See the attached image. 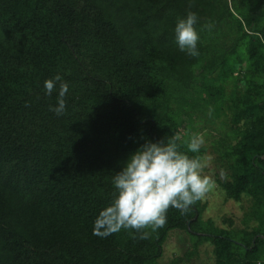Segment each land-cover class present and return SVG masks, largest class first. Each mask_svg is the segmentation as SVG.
I'll return each mask as SVG.
<instances>
[{"label": "trees", "instance_id": "obj_1", "mask_svg": "<svg viewBox=\"0 0 264 264\" xmlns=\"http://www.w3.org/2000/svg\"><path fill=\"white\" fill-rule=\"evenodd\" d=\"M189 11L198 57L176 42ZM56 75L69 86L60 116L58 85L44 87ZM201 114L229 118L211 147L230 171L225 201L250 206L241 226L204 222L201 200L169 208L148 239L95 235L115 173L145 142L207 154L187 149ZM175 230L194 245L171 264L205 242L214 264H264V0H0V264H159Z\"/></svg>", "mask_w": 264, "mask_h": 264}, {"label": "clouds", "instance_id": "obj_2", "mask_svg": "<svg viewBox=\"0 0 264 264\" xmlns=\"http://www.w3.org/2000/svg\"><path fill=\"white\" fill-rule=\"evenodd\" d=\"M188 7L193 5L189 3ZM197 22V14L189 11L186 17L178 18L174 29L179 49L191 57L200 55ZM213 26L208 23L204 27L211 30ZM57 85L58 106L49 110L60 116L66 110L69 86L60 75L44 82L49 96ZM204 143L202 134L193 135L187 142L188 152L199 153ZM210 160V155L190 156L181 151L175 138L167 142L164 139L145 142L129 155L121 171L115 173L114 198L96 218L94 234L107 237L125 229L140 233V239H148L152 232L166 225L169 208L185 213L216 187L212 177L205 173Z\"/></svg>", "mask_w": 264, "mask_h": 264}, {"label": "rangeland", "instance_id": "obj_3", "mask_svg": "<svg viewBox=\"0 0 264 264\" xmlns=\"http://www.w3.org/2000/svg\"><path fill=\"white\" fill-rule=\"evenodd\" d=\"M207 116L208 115L201 114L196 125L199 128V134L203 135L205 141L201 147H208L206 155H210L211 157L209 165L205 169V173L212 177L216 183V187L202 200L205 210L201 220L204 222L212 220L218 227H221L223 219L230 218L235 220L238 226H241L240 220L245 218V213L249 210L250 206L246 202L236 203L234 201H225L226 196L225 193L219 189V182L228 180L230 171L217 162V154L211 147L214 133L219 129H223L224 126L229 123V118H227V116H222L217 120L216 126H207ZM193 134L194 133H192V135ZM243 206H245V211L242 210ZM255 224L256 223H253L252 226ZM193 245L194 243L186 231L175 230L171 232L168 240L163 246V257L158 263L171 264L175 259L185 257L186 254L188 255L190 251H193ZM195 251L196 255L191 258L190 261L185 263L181 262L180 264H214L215 259L211 242L201 244Z\"/></svg>", "mask_w": 264, "mask_h": 264}]
</instances>
